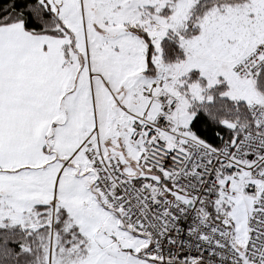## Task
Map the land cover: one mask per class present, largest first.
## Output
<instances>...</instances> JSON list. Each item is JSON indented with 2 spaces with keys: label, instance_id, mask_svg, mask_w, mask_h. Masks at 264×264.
I'll use <instances>...</instances> for the list:
<instances>
[{
  "label": "snow or ice",
  "instance_id": "obj_1",
  "mask_svg": "<svg viewBox=\"0 0 264 264\" xmlns=\"http://www.w3.org/2000/svg\"><path fill=\"white\" fill-rule=\"evenodd\" d=\"M0 264H264V0H0Z\"/></svg>",
  "mask_w": 264,
  "mask_h": 264
}]
</instances>
